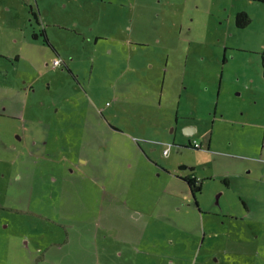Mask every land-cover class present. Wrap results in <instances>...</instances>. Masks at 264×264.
Returning a JSON list of instances; mask_svg holds the SVG:
<instances>
[{"label":"rangeland","instance_id":"374dc122","mask_svg":"<svg viewBox=\"0 0 264 264\" xmlns=\"http://www.w3.org/2000/svg\"><path fill=\"white\" fill-rule=\"evenodd\" d=\"M167 3L168 17L155 20L150 30L159 29L156 36L165 43L153 47L149 59L138 54L151 63L147 69L138 57L130 65L145 71L141 84L136 74L115 76L123 61L90 63L94 36L112 34L113 20L127 25L124 13L114 18L117 8L104 6L100 13L80 0H0V264H42L46 247L43 264H122L129 258V264H264V0ZM29 6L45 12L49 38L76 81L63 69L42 66L51 54L32 38L38 26ZM240 12L250 18L242 29L235 24ZM101 44L98 49L105 50L107 41ZM81 46L83 57L76 61ZM31 50L45 55L33 61ZM131 78L123 88L129 85L127 105L112 98V85ZM145 79L152 80L145 85ZM161 80L175 94L180 81H188L190 90L208 83L194 111L189 101L179 108V117L192 112L196 135H186L182 119L175 124L177 101L160 103ZM89 86L99 88L92 105L81 93ZM132 101H139L137 108L130 107ZM67 102L68 113L76 104L94 113L85 130L96 125L102 110L122 132L104 126L91 137L70 138L68 150L56 151L58 174L32 166L28 154L18 152V139L26 144L24 152L32 140H49L45 113L54 108L62 117ZM212 126L223 133L218 138L214 132L207 144ZM193 140L201 149L184 148ZM80 144L85 165L70 153ZM190 168L202 181L194 194L180 179ZM53 230L59 233L52 239Z\"/></svg>","mask_w":264,"mask_h":264},{"label":"flooded vegetation","instance_id":"af4514ba","mask_svg":"<svg viewBox=\"0 0 264 264\" xmlns=\"http://www.w3.org/2000/svg\"><path fill=\"white\" fill-rule=\"evenodd\" d=\"M117 1L119 0H97L95 5L96 7H99V11L101 13L102 9H104V6H110V8H117L118 10L121 11V14L124 13L123 16V20L124 23L125 22H130V17L132 16V14L134 15V21L131 20V22L129 23V25H125L120 26V24H118V27L116 26V30L113 31L112 34H110L109 36H105V35H100L97 34L94 36V43L92 45L93 47V57L92 59H90V63L92 64L93 59L98 58L99 61L104 62V63H108V61L110 62V60L116 61V65H118L119 61H123L125 68L120 71L119 69L117 70V74L115 75L116 77H129L130 74H136L138 75V79L140 81V83L142 84L143 81V76L141 78H139L141 76V74H145V71L143 70V72L141 73V71L139 70V68L136 66L131 68V64L136 63L135 59H137L138 57V64H143L145 63L146 69H147V65L151 63H149V61H145L143 59H141L139 56H143L144 54L147 55L148 59L151 56V51L153 49V47L157 46V45H162L164 42V39L162 38V36L157 35V32L159 29L155 30V31H150L153 29L155 23V20H159V19H166V17H168L167 15V11L169 8V4L166 2V0H120L119 2L122 4L121 6H118ZM130 1V2H129ZM118 2V3H119ZM93 7V6H92ZM123 7H127L128 9L126 10V8ZM129 7L132 9L131 11L129 10ZM159 8L161 10V12H156L155 8ZM43 12L41 10H39L37 7L34 6H29V18L31 19V21H34V23L38 26V28H36L37 31H34L32 33V38L34 40H37L38 38L41 40V44L42 46H44L45 48H48L50 50V52H52V54L54 55L53 58H51V60L49 62H45V67L46 68H52V69H63L64 71L68 72L67 74L69 76H71V78L76 81V76H75V72L71 69V67L69 66V64L66 63L65 60H63L60 56L59 53L57 52V48L56 46L53 44V42L50 41V38L47 36V28L49 27L48 23H45V21L43 20L42 14ZM112 23L114 24V20L112 21ZM148 23H152L153 26L152 28H148L147 24ZM130 25H134L133 27H130ZM46 27V29H45ZM91 31L93 30L90 27ZM135 32L136 33V37L137 39H130L129 40V36L131 38V36H134L132 33H130L129 31ZM62 30H69V27H65L62 28ZM44 32V35L43 33ZM76 37H80V40H83L82 38V33L81 31H79V33H77V31L73 30L72 31ZM121 32V33H120ZM84 34V32H83ZM146 35H150L151 38L146 37ZM47 38L48 44H44V40L45 37ZM85 37V36H83ZM101 41H107V44L105 45L106 48L105 50L103 48V52L101 51V49H98V47H102ZM104 46V45H103ZM82 47V46H81ZM79 54L77 56L76 61H79V59H82V53L84 52V46L77 51ZM139 54V56H138ZM59 56V57H58ZM111 58V59H110ZM135 65V64H134ZM89 69L92 70V66L89 67ZM124 72V74H123ZM128 72V73H127ZM145 76V75H144ZM134 78L131 79H127V81L122 82V81H118V84L116 85H112V88L110 89L111 94L113 95L112 98H115L116 101H120L122 100L123 103H125L127 105L128 103V99L130 96V89L128 88V86L126 87L127 89L124 90L123 88L125 87V85L130 81L133 82ZM148 80V83H147ZM152 79H145V85H148L151 82ZM40 81V80H39ZM38 81V82H39ZM162 84V82H161ZM26 85H24L25 87ZM29 89H31L33 91L34 87L30 85V87H28ZM48 88V86H47ZM47 88H45V90L47 91ZM98 88L95 87L94 89H92L90 86L88 88L85 89V87H83V89H81V93H82V98L85 99L84 102H89L91 103L90 105L96 103V100L94 98V95L96 93V89ZM150 85L148 86V88L146 89L147 91L149 90ZM161 88V87H160ZM99 89V88H98ZM124 90L121 95L120 92ZM49 91V90H48ZM144 91V90H142ZM146 91V96L148 94V92ZM145 92V91H144ZM51 95V94H50ZM160 96V103H161V95ZM172 100V97L171 99ZM53 101V100H52ZM81 99L79 100V105L83 104L81 103ZM137 102V103H136ZM70 102L67 103H63L62 106L64 107V109L67 111V114L63 115L62 117H57V111L53 108L52 109V113L51 115L47 116L45 113V118L43 119L44 122H46V125L51 127V130H49L48 132V136H49V140L44 138V142L42 145H40L41 142H37L36 140H32L31 141V145L33 143V147H35V143H37V147L35 148V154L31 152V150H33L32 148H29L30 151H25L24 149H22V147H24L26 144L24 143L23 140L18 139V144H19V150L18 152L23 154L24 157H26V154L28 158L32 159L33 163L31 162V165L34 167H38V168H43L45 171L47 172H53L58 174L59 170L57 169V163L59 161H57L56 159L59 157L56 154V151L62 149V153L65 150H68L67 148V143L66 141H70V138L74 139H79L80 137H82L83 133H88L87 135L89 137H91L93 134L99 133L100 129L104 126L108 129V130H113L114 132H122L121 128L116 127L113 123H111V121L108 119L107 117L103 114L102 110H98L97 114H96V119H95V124L93 125L90 129V131L87 129L85 130L86 127V121H88L90 118H92L94 116V113H91V110H85L83 108H79V105L76 104L75 107L76 109L74 110L73 113H68L69 111H71L70 106H69ZM159 103V104H160ZM139 104V101H132L130 107L137 108ZM158 106V105H157ZM127 109V108H125ZM157 114H158V110H157ZM192 112H190L188 115L185 114L182 117H179L178 114L175 111V124H179L180 120L182 119L184 122L182 123L183 125H185V123L187 124L188 122H190V120H192L191 123H188L189 125L192 124L196 127V133L199 130L197 127V124H194L193 120L195 119V117H191ZM159 115V114H158ZM161 117V116H160ZM160 117H157V121H160ZM162 118V117H161ZM116 119V118H115ZM182 125V128H184ZM190 129V128H188ZM39 130V129H38ZM186 130V128L184 129ZM40 132V130H39ZM47 132L46 130H42V133ZM186 135H188V133H186ZM192 135H196L194 133L189 134L188 136H192ZM213 134L212 132H210L209 129V136L211 137ZM50 141V142H49ZM48 143H51L54 147H52L51 149L48 146ZM184 145V144H182ZM47 146V147H46ZM72 147L74 149H70V153L72 154L73 157H76V159L78 160V163L82 160L83 164L85 165V163H87L86 160H83L82 157H80L81 155V150L83 148V144H80L79 147H74V145H72ZM191 148V149H201V144L195 142V140L193 141H188V144L186 146H184V148ZM26 148V147H24ZM84 150V149H83ZM40 151H44V153H41ZM91 150H88L87 154H91ZM38 153V154H37ZM64 155V154H63ZM45 158L47 159V161H44L43 164H38L37 162H39L40 160H45ZM55 158V159H54ZM56 160V162H55ZM55 162V164H54ZM79 166V165H78ZM77 166L73 167L72 170L70 171V174H74V172H76V168ZM80 167V166H79ZM187 166H180V169H184ZM190 172L189 174L185 175V176H180V179L183 180L184 182H188L189 179H196L195 184L197 183V185L200 183L201 186V179H199L197 177V175L194 173L193 168L189 169ZM187 184V183H186ZM188 186V185H187ZM196 187V186H195ZM198 192V191H195ZM194 194V193H193ZM90 216L94 217V213H90ZM82 219V218H81ZM62 222L61 217L57 219V222ZM59 222V223H60ZM72 222V221H71ZM66 227V226H64ZM57 231L53 230L51 233V238H56L58 236ZM92 233L89 234L88 237L85 238L89 239L91 238ZM28 248V247H27ZM26 248V249H27ZM48 250V248L46 247L45 250H42V258L44 259V256L46 254V251ZM41 260L42 264L44 262V260Z\"/></svg>","mask_w":264,"mask_h":264},{"label":"crops","instance_id":"0c3cea01","mask_svg":"<svg viewBox=\"0 0 264 264\" xmlns=\"http://www.w3.org/2000/svg\"><path fill=\"white\" fill-rule=\"evenodd\" d=\"M71 1H73V2H76V1H79V0H69V2H71ZM80 1H82L83 3H86V5H88L89 7H91V6H93V5H95V3H96V1L97 0H80ZM183 1V3H185L186 2V0H182ZM130 2V1H129ZM53 2L52 3H50V5L52 6V7H54L55 6V3L53 4ZM40 8V7H39ZM40 10L43 12L42 14L43 15H45V12L40 8ZM129 10L131 11L132 9L129 7ZM118 12H121L120 10L119 11H117V13H115V15H113L114 16V18H116V17H118V19H120L121 17L120 16H118ZM42 15V17H43V20H44V16ZM134 15L132 14V16L129 18L130 19V22H131V20L132 21H134V17H133ZM113 18V19H114ZM45 22L46 23H48L47 21H46V19H45ZM130 22H127V25H129V23ZM54 24V23H53ZM78 24V23H77ZM49 25V24H48ZM57 26H58V23L56 24ZM172 25V24H171ZM174 25H175V23H173V27H174ZM50 26V25H49ZM114 26H117L118 27V24L116 23V22H114ZM134 26V25H133ZM132 25H130V27H133ZM59 27V26H58ZM65 28V27H64ZM115 30H116V28H115ZM130 33H132L134 36H131V38H130V36L128 37L129 38V40L130 39H132V40H134V39H137V37H136V33L133 31H131V29H130V31H129ZM121 33V32H120ZM47 36L49 37V33H48V31H47ZM36 41H40V43H39V46H42V42H41V40L38 38ZM50 41L51 42H53V44L55 45L57 42H55V40H53V39H51L50 38ZM56 46V45H55ZM35 47H37L36 45H35ZM42 48H44V49H46V51H48V53L49 54H47V55H53L52 54V52H50V50L48 49V48H45L44 46H42ZM56 48H57V46H56ZM57 50V52L59 53V56L61 55L60 54V52H59V49H56ZM35 50H31V52H30V56L32 57L31 59L34 61V60H37V61H40V58H41V55H42V57L45 55L44 53H41V54H38V53H36V52H34ZM46 56V60H45V62H49L50 60H51V58H53L52 56ZM54 56V55H53ZM58 56V57H59ZM50 57V58H49ZM61 57V56H60ZM42 64V63H41ZM40 64V65H41ZM44 68H46L45 67V64H43L42 65ZM165 81L166 80H161V82H162V84H161V88H160V95H161V100L163 101L164 99L165 100H167V98H169V99H171V97L169 96L172 92H174V94H175V90H174V88H172V90H166L165 89ZM24 82H27V80H26V78L24 79V81L22 82V84H23V87H24ZM184 82H188V81H180V88H179V91L174 95V97H172V99H173V101L174 102H176L177 101V103L178 104H176V113L178 114V116H179V108L181 107V103H182V101H184V102H186V101H189V104H190V106H189V108H190V110L191 111H194V107H195V105H196V102H197V98H198V95L200 94V96H201V93H202V95H203V91L201 90L202 89V85H206V84H208V83H205V82H203V83H200V82H198V87H196V88H194V89H191L190 90V87H189V84H184ZM27 87V86H26ZM28 87H30V84H28ZM170 88V87H169ZM204 88V87H203ZM26 89V88H25ZM169 96V97H168ZM209 102H211V100H209ZM214 123V122H213ZM212 124V123H211ZM183 127L184 128H190V129H194V131H193V133L194 134H196V127L194 126V125H192V124H186L185 123V125H183ZM217 129V130H216ZM210 132H212V136L210 137L209 136V138H208V142H207V144H211L212 142H213V139H212V137L215 135L214 134V132H216L217 133V135H218V138H221V136L220 135H222V133H223V130H222V128L221 127H216V128H214V126H212L211 128H210ZM216 135V136H217ZM220 140V139H219ZM221 142V141H220ZM134 242H135V240H133ZM133 241H132V243H133ZM126 261V260H125ZM131 262V258H129V260L128 261H126V262H122V264H129ZM106 264H109V262L107 261L106 262Z\"/></svg>","mask_w":264,"mask_h":264},{"label":"trees","instance_id":"16d2710c","mask_svg":"<svg viewBox=\"0 0 264 264\" xmlns=\"http://www.w3.org/2000/svg\"><path fill=\"white\" fill-rule=\"evenodd\" d=\"M252 1H263V0H252ZM235 19H236L235 20L236 27L240 28V29L244 28L250 22V18L248 16V14L245 13V12H240V13L236 14ZM42 33L44 35V32H42ZM44 38H45L44 44L45 43L48 44L46 36ZM261 63H262V65H261L262 74H263V77H264V53L261 54ZM195 182H196L195 178L189 179L188 182H186L187 185H188L189 190L192 193H195V191H200L201 190L200 183L197 185V183L195 184Z\"/></svg>","mask_w":264,"mask_h":264},{"label":"water","instance_id":"95a60500","mask_svg":"<svg viewBox=\"0 0 264 264\" xmlns=\"http://www.w3.org/2000/svg\"><path fill=\"white\" fill-rule=\"evenodd\" d=\"M193 131H194V129H188V128H186L185 133H188V135H189V134H192Z\"/></svg>","mask_w":264,"mask_h":264}]
</instances>
